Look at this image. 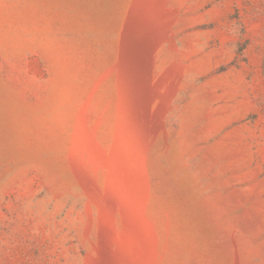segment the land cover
Returning <instances> with one entry per match:
<instances>
[{
	"label": "rangeland",
	"instance_id": "374dc122",
	"mask_svg": "<svg viewBox=\"0 0 264 264\" xmlns=\"http://www.w3.org/2000/svg\"><path fill=\"white\" fill-rule=\"evenodd\" d=\"M0 264H264V0H0Z\"/></svg>",
	"mask_w": 264,
	"mask_h": 264
}]
</instances>
